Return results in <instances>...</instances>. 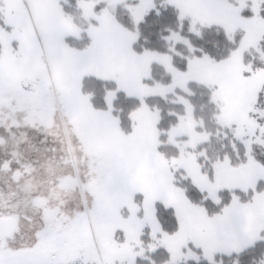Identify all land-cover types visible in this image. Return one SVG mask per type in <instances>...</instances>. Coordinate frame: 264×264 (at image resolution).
Listing matches in <instances>:
<instances>
[{"label": "snow or ice", "instance_id": "6c2138e0", "mask_svg": "<svg viewBox=\"0 0 264 264\" xmlns=\"http://www.w3.org/2000/svg\"><path fill=\"white\" fill-rule=\"evenodd\" d=\"M66 3L0 0V127L58 145L46 188L25 183L34 166L0 164L24 185L0 208V264H155L161 252L164 264H264V0ZM162 9L176 29L146 47L142 26ZM157 97L180 106L167 129ZM214 141L226 143L210 156Z\"/></svg>", "mask_w": 264, "mask_h": 264}, {"label": "trees", "instance_id": "16d2710c", "mask_svg": "<svg viewBox=\"0 0 264 264\" xmlns=\"http://www.w3.org/2000/svg\"><path fill=\"white\" fill-rule=\"evenodd\" d=\"M66 8V7H65ZM161 17L157 18L154 15L146 18V23L142 26V37L140 40L141 44H145V41L147 43L145 44L146 47H153L156 49H164L166 47L165 41L161 39V35H167L166 32H163L162 30L165 27H172L174 30L176 29L175 19H174V12L173 10L169 9L167 11H164L163 9ZM118 18L123 16V13L118 10ZM124 20H126V16L123 17ZM182 35H188L187 31L185 30ZM189 39H192V37H188ZM207 44L205 45L208 48L218 45V41L215 38V33H209L205 37ZM202 42H197V46L200 45ZM179 51H183V49L180 46H177ZM248 59H252V57H248ZM177 60L179 61V57H177ZM154 71L153 75L157 80H166L167 77L164 75L163 70L158 68L157 66H153ZM195 95L191 97L192 103L196 106V113L197 115H202L205 117L206 124L210 129L214 130V124L211 121V113L212 108L211 106L207 105L206 103V95L203 94V90L201 89H194ZM170 100L173 99L172 97L169 98ZM151 104L155 105L156 107L162 109V115L163 119L160 122L159 127L161 129H167L169 124L173 122V118L167 116V112L169 110H180V106L172 104V103H165L164 101L160 100L158 97L153 98L149 101ZM130 104V101L125 100L121 98V100L118 101V107H125L127 108ZM203 105V110L201 111V106ZM264 107V105H262ZM222 143H226V141L216 142L214 141L212 146L209 148V155H214L216 152L221 151V145ZM161 151L167 152L169 155L173 154V150L164 147L161 149ZM257 157L259 159H264V149L257 148ZM176 182L179 186L185 187L186 183L181 179V176L179 173L176 175ZM260 255V250H255L251 252L247 259L252 258H258ZM151 260L155 261V264H164V261L167 259V255L164 253H157L150 257ZM235 258H224V264H233V261ZM138 264H149L148 260H138Z\"/></svg>", "mask_w": 264, "mask_h": 264}, {"label": "rangeland", "instance_id": "374dc122", "mask_svg": "<svg viewBox=\"0 0 264 264\" xmlns=\"http://www.w3.org/2000/svg\"><path fill=\"white\" fill-rule=\"evenodd\" d=\"M73 5L74 0H67V3L64 6L66 7V10L74 11V8L72 7ZM2 129L4 131V137L10 144L9 148L11 153H16L21 161H24L35 168L33 175L25 177V183L30 184L33 189L46 188L48 186L47 182L50 179V170L47 161L49 158L58 154L51 152V149L58 148V145L51 140L48 143H42L45 139L44 136L35 130L14 128L11 130V133H9L2 127H0V132ZM13 134L15 139L12 138ZM34 160L37 161L34 162ZM10 186H12V184L4 179L3 190L10 188ZM23 187L24 185H19L20 199L22 197Z\"/></svg>", "mask_w": 264, "mask_h": 264}, {"label": "flooded vegetation", "instance_id": "af4514ba", "mask_svg": "<svg viewBox=\"0 0 264 264\" xmlns=\"http://www.w3.org/2000/svg\"><path fill=\"white\" fill-rule=\"evenodd\" d=\"M0 164H2L6 160H13V166H16V163L19 162L20 164H27L24 161H21L17 155L13 157L10 151V144L7 142L6 138L4 137L3 129L0 132ZM50 142V141H49ZM52 152V151H51ZM37 160H34L36 162ZM4 179L12 186L10 188H6L3 190L4 186ZM20 199V189L19 185L12 182L11 177L9 174H5L0 172V208L5 207L7 204H17Z\"/></svg>", "mask_w": 264, "mask_h": 264}]
</instances>
